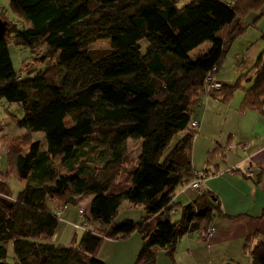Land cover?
Segmentation results:
<instances>
[{
  "label": "trees",
  "instance_id": "16d2710c",
  "mask_svg": "<svg viewBox=\"0 0 264 264\" xmlns=\"http://www.w3.org/2000/svg\"><path fill=\"white\" fill-rule=\"evenodd\" d=\"M8 1L23 24L4 21L0 101L22 109L16 125L25 133L0 161V264H105L97 256L103 241L133 234L141 238L134 264H157L160 253L173 260L183 237L204 241L202 223L219 212L214 197L199 192L184 206L174 200L177 188L198 181L200 189L204 177L192 165L198 126L191 127V116L205 97H232L236 85L221 83L207 95L205 80L246 30L241 21L264 0H192L182 7L177 0ZM99 41L109 48L90 49ZM207 42L208 51L191 58ZM11 46L30 52L26 70L15 69ZM252 70L243 102L262 110L264 50ZM100 135L103 145L93 142ZM128 139L141 149L126 171ZM9 178L22 185L15 200ZM87 198V229L78 243L54 244L58 212ZM124 203L142 217L117 220ZM251 240L244 246L250 264H264V242Z\"/></svg>",
  "mask_w": 264,
  "mask_h": 264
},
{
  "label": "crops",
  "instance_id": "0c3cea01",
  "mask_svg": "<svg viewBox=\"0 0 264 264\" xmlns=\"http://www.w3.org/2000/svg\"><path fill=\"white\" fill-rule=\"evenodd\" d=\"M239 25L246 30L228 47L255 32L256 41L249 44L257 47V53L262 52L264 1L259 12L250 13ZM217 70L214 78L227 85L217 78ZM241 96L235 97L236 103L205 97V103L194 109L191 120L196 121L198 127L192 147V165L194 171L204 177L198 192L177 188L174 200L184 206L194 201L199 192L209 193L219 212L209 225L202 223L201 227H207L208 231L204 241L196 237L183 242L182 238L173 260L160 253L157 264H163L164 258L170 260V264H179L183 255L194 264H250V257L244 252L246 241L252 238V244L264 242V104L262 110L246 108ZM79 205L77 208L68 206L59 212L62 222L75 229L74 236L78 231L75 226L80 221ZM50 207L55 208V205ZM88 209L89 205L87 212ZM120 210L123 212L121 219L139 220L143 215L141 209L128 203ZM172 217L179 219L180 213L176 212ZM57 231L51 241L61 246L65 227L59 235ZM140 247L138 234L122 241L104 240L97 256L105 264H134Z\"/></svg>",
  "mask_w": 264,
  "mask_h": 264
},
{
  "label": "rangeland",
  "instance_id": "374dc122",
  "mask_svg": "<svg viewBox=\"0 0 264 264\" xmlns=\"http://www.w3.org/2000/svg\"><path fill=\"white\" fill-rule=\"evenodd\" d=\"M191 1L192 0H177V7H182L190 3ZM0 11L3 13V15L0 14L3 21H7V23L8 22L14 23L18 26V28L20 27V25L23 24L20 19H18L16 16L12 14L8 0H0ZM27 27H28V24H27ZM254 35H255V32L251 33L248 36H244L242 40H240L239 42H235L231 47H227L225 57L223 61L221 62V64L219 65L218 70H217V72L219 71L217 74V78L219 80H221L224 84H227L228 86H232V85L237 86L232 97L230 98V101L233 103H236L237 100L235 101V97H237L238 95H242L241 98L244 97L242 89L248 87L247 78L253 75L252 66L254 62L256 61L257 57L259 56V53L261 52L259 51L257 53L256 51L257 47L249 44L251 42H253V44L255 43L256 39L254 38ZM143 46L145 45L143 44ZM210 46L211 44L209 42L201 45L199 48H197L190 54L191 58H195L199 54L207 52ZM108 48H109V44L106 41L96 42L90 47V49L92 50H106ZM10 53H11V58H12L14 67L17 71H19L20 67L24 68L25 70H26V67L28 68V66H26L28 65L26 64V61L30 60L31 54L27 49L20 48V47L16 48V47L11 46ZM26 78H27V75H26ZM204 103H205V100L203 99L202 104ZM202 104L200 105V107L202 106ZM22 117H23V111L16 104L10 105L4 102L3 100L0 101V151L2 152V157L4 156L7 148L9 151L10 147L13 148L14 145H17L16 141L18 143L23 141L22 138H23V134L25 133V130L20 129L16 125V119L20 120ZM35 135H36L34 137L35 139L38 138L39 136H41V138H44L42 134H35ZM181 136H183V133L179 134L171 141L168 150H170L171 148L175 146V143L180 140ZM102 140H103L102 135H100L97 139H94L93 142L103 145L101 143ZM122 143H123L122 148L126 150V164L124 165V170L127 171L131 167H133V165H135L136 163L137 157L141 149V142L132 141L128 139V140H123ZM14 148L18 149V146H15ZM8 180H9L8 185H9V191H10L11 198L15 200L22 190V185L15 178H9ZM90 199L91 198L83 199L79 203L80 204L79 210H83L86 213V209L88 208ZM69 207L77 208L75 206H69ZM120 211L121 212H119L117 220H123L121 219L123 218V215H122L123 212L122 210ZM135 211L137 212L138 210H135ZM59 212H58V216H59L60 221L58 225L57 235H59V232H61L60 230L65 227V232L63 233V236L61 237V241L59 244H61V246L63 245L70 246L73 244H77L85 230L83 226H81L84 221V219H82L83 217L82 218L80 217V221L76 225L78 226L77 228L78 231H76V236H74L75 229L72 227V225L62 222L61 220L62 217L60 218L61 213ZM63 219H65V217H63ZM172 220L176 221L177 219L172 217ZM196 237H197V234L183 237V242L189 241L190 239L196 238ZM127 251H129V249ZM12 260H13V247H12V243H9L7 247L6 262L11 263ZM167 261L168 260H165L164 258L163 264H170L169 262L170 260L168 261V263ZM179 264H194V263L186 255L185 256L183 255V260ZM241 264H243V262Z\"/></svg>",
  "mask_w": 264,
  "mask_h": 264
},
{
  "label": "built area",
  "instance_id": "2783aa9c",
  "mask_svg": "<svg viewBox=\"0 0 264 264\" xmlns=\"http://www.w3.org/2000/svg\"><path fill=\"white\" fill-rule=\"evenodd\" d=\"M221 89V83L219 81H217L214 76L212 74H210L206 80H205V92L207 95L212 94L215 91H218ZM198 126V123L196 121H192L191 122V127L192 128H196ZM2 158V152L0 151V160ZM230 172V171H229ZM189 189L192 190H198L199 189V182L195 181L193 182ZM86 214L83 210H79V215L82 219H84L83 224L81 226H83V228L86 230L87 229V224L85 222L86 220ZM75 228H78V226H75Z\"/></svg>",
  "mask_w": 264,
  "mask_h": 264
},
{
  "label": "water",
  "instance_id": "95a60500",
  "mask_svg": "<svg viewBox=\"0 0 264 264\" xmlns=\"http://www.w3.org/2000/svg\"><path fill=\"white\" fill-rule=\"evenodd\" d=\"M7 31V23L2 21V19L0 18V39L6 34Z\"/></svg>",
  "mask_w": 264,
  "mask_h": 264
}]
</instances>
